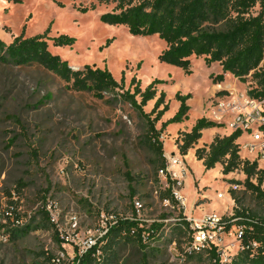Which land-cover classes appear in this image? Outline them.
<instances>
[{
    "label": "rangeland",
    "instance_id": "obj_1",
    "mask_svg": "<svg viewBox=\"0 0 264 264\" xmlns=\"http://www.w3.org/2000/svg\"><path fill=\"white\" fill-rule=\"evenodd\" d=\"M259 1L255 13L260 12L261 4L264 6V0ZM91 3L97 1L0 0V39L5 43H12L21 34L29 38L50 28L49 37L68 35L76 39L72 48L49 43L50 50L70 66L107 68L119 83L124 79L120 95H108L102 101L90 93L69 89L41 67H0V210L14 199L25 215L34 216L45 202L43 198L49 199L55 204L56 225L65 240L60 246L53 229L32 231L16 241L0 243V264H49L48 256H57L67 264L73 260L77 244L91 236L99 237L111 215L132 217L134 202L141 204L137 215L147 228L154 222L166 226L153 249L145 251L149 264H182L174 244L171 246L172 240L177 244L184 241L174 223L181 214L201 219L212 213L229 216L240 208L264 218V203L245 189L244 173L225 176L220 165L206 171L192 154L188 159L193 160L183 159L187 172L181 194L186 208L175 209L160 199V179L154 170L157 155L148 141L147 121L121 95L127 90L133 93L138 81L142 90L154 79L174 81L166 91L192 93L194 118L195 106L205 102L213 79L207 75L203 58H195L191 74L161 63L159 55L166 48L163 40L158 36L133 37L123 26L103 24L100 16L113 6L80 10ZM134 77L136 83L131 85ZM216 85L239 93L250 88V82L239 83L232 75ZM48 94L52 98L36 108ZM137 100L141 101L139 97ZM155 102L148 103L144 112L151 113ZM166 103L169 112H174L175 97L166 95ZM167 120V115L163 116L156 129ZM189 130L190 125L169 126L162 133L168 155L181 157L173 147L178 148L177 143ZM213 134L212 130L205 131L204 142ZM221 134L229 135L230 131ZM250 141L242 138L238 143ZM202 145L198 143L194 150ZM128 174L134 179L133 196ZM230 183H239L242 189L228 194ZM220 193L225 194L224 199H218ZM231 242L233 238L226 239V244ZM117 252L118 264H140L143 260L137 242L122 241ZM187 264L211 263L204 256Z\"/></svg>",
    "mask_w": 264,
    "mask_h": 264
},
{
    "label": "trees",
    "instance_id": "obj_2",
    "mask_svg": "<svg viewBox=\"0 0 264 264\" xmlns=\"http://www.w3.org/2000/svg\"><path fill=\"white\" fill-rule=\"evenodd\" d=\"M84 1V0H73ZM97 1L89 7L80 9L83 12L95 11L97 6H113L112 10L100 16V21L109 26H123L133 37L149 38L158 36L166 43V48L159 55V61L184 70L191 74L193 58H204L207 66L218 63L222 67V74L213 77L215 84L225 81V75H232L239 83L250 82L248 95L257 101L264 100V6L255 13L259 0H88ZM50 28L43 34L26 38L24 34L7 44L0 39V67H33L38 66L53 73L75 92H85L98 100L105 101L106 96L117 97L118 90L123 89L124 79L119 83L107 69L85 65L83 69L73 70L67 60L50 50L53 47L72 48L76 39L68 35L49 37ZM136 83L132 79L131 85ZM168 81L154 79L145 90L140 87V81L135 84L134 92L130 90L122 93L131 107L137 110L147 121L149 132L148 141L157 155L154 163L155 174L166 166L162 133L171 125L183 124L190 119L188 100L191 94L182 96L177 93L176 101L180 103L177 113L170 120L162 123L161 129L156 124L161 122L165 113L170 109L166 103V93L158 95L159 88L168 85ZM141 101L138 102L137 98ZM158 97V98H157ZM52 96L48 94L35 107L39 108ZM116 99V98H114ZM151 113L147 114L143 108L155 100ZM111 103V101H106ZM154 116V118H152ZM207 129H224V125L208 118L196 121L189 133L183 134L178 149L181 156H187L191 149L198 145ZM243 136L240 131L232 132L228 136H216L213 142L196 150V158L203 162L206 171L215 169L218 165L223 168V175L227 176L237 171L246 175L245 189L254 194L264 203V170H258V163L251 164L244 161L240 155L238 140ZM257 177V184L251 178ZM132 196L135 194L132 182L134 179L128 174ZM160 179V199L168 200L175 209L180 205L173 195L175 182L168 180L169 188L164 189ZM20 187L23 185L20 183ZM31 216L23 228L12 230L11 241H16L32 231L53 229L55 239L62 246L65 240L61 238L56 223L46 211L44 205ZM9 205L19 207L17 200H9ZM135 202L133 203L134 207ZM132 217L110 216L112 220L102 229L103 235L95 238V245L86 253L80 255L78 249L73 260L67 264H118L117 247L120 242H137L143 252L140 264H149L146 250L153 249L154 241L160 237L166 228L164 223H153L148 228L138 218L137 210L133 208ZM19 218L21 216H18ZM24 217V216H23ZM40 217V220H37ZM163 219H167L166 216ZM225 219L229 228L237 225L245 230L244 244L250 241L258 244L257 248L246 249L234 256L229 264H264V218L237 208L233 217ZM176 228L184 235L183 244H174L177 257L184 256L185 264L193 258H208L211 264H220L215 247L196 255L184 254L185 246L191 241L192 231L186 216L181 214L175 220ZM49 264H66L57 256H48Z\"/></svg>",
    "mask_w": 264,
    "mask_h": 264
},
{
    "label": "built area",
    "instance_id": "obj_3",
    "mask_svg": "<svg viewBox=\"0 0 264 264\" xmlns=\"http://www.w3.org/2000/svg\"><path fill=\"white\" fill-rule=\"evenodd\" d=\"M215 88V93L205 104L204 117L223 124L224 129L230 131V133L242 132L243 136L240 139L250 138V142H239L241 158L251 164L257 162L260 165L262 163L258 170H264V100L257 101L252 99L248 95L247 90L239 93L219 85H215ZM164 157L166 158V166L159 171L163 188H169L168 180L175 182L172 192L180 208L184 209V207L186 208V199L181 194L187 172L183 160L184 157L176 155H164ZM236 174H239V172H234L231 175L235 176ZM251 182L257 184V177H252ZM241 189V184L230 183L227 193L231 194ZM217 197L218 199H224L225 194L220 193ZM164 203L167 206H171L168 200H165ZM44 207L50 214L52 221L57 224V219L53 212V209L56 208L54 202L47 199ZM135 208L139 211L141 204L135 202ZM233 215L220 216L212 213L203 215L201 219L186 216L192 231V237L191 241L185 246L184 254L196 255L215 247L220 264H229L235 255L251 247L257 248L258 244L253 241H250L247 245L243 243L245 239L243 226L234 225L230 228L228 227L229 222L225 217L230 219ZM18 216L21 217L19 218ZM30 218L31 216L25 215L19 207L11 206L8 203L0 210V243L7 244L10 241L12 230L23 228ZM102 229L100 235L105 233L102 232ZM227 238H233V242L226 244ZM95 243L94 237L86 238L77 244L78 253L80 255L86 253ZM178 259L182 264H185L184 256Z\"/></svg>",
    "mask_w": 264,
    "mask_h": 264
},
{
    "label": "crops",
    "instance_id": "obj_4",
    "mask_svg": "<svg viewBox=\"0 0 264 264\" xmlns=\"http://www.w3.org/2000/svg\"><path fill=\"white\" fill-rule=\"evenodd\" d=\"M199 59H201V58H199ZM201 61H202L203 65H204V67H205L206 70H207V75H208L210 78L213 79V77H216L217 75L222 74V67H221L218 63L212 64L211 66H207L206 63H205V61H204V58H203V60H201ZM194 62H195V58H193V64H192V67H191V71H192V68H193V66H194V64H195ZM228 76H231V75H229V74L225 75V78H226L225 80H227V77H228ZM169 84H170V85H171V84L173 85V84H175V82H174V81H171V82H169ZM215 85H216V84L213 82V83H212V86L210 87V92H209V94L207 95V98L205 99V102L202 101V102L198 103V104L195 106V107H196V110H197V113H196V116H195L194 118L191 117V116H192V111H193L194 109H193V106L190 104V103H191V99H190V100H188V105H189L190 108H191V110H190V119H189V121H187V122H185V123H183V124H176V125H171V126H174V127H184V125H190V130L186 132V133H189V132L192 130V128L194 127L196 121L204 117L205 103H206V101L208 100V98H210V97L215 93V90H216ZM166 87H167V85L160 87V88H159V93H161V92L163 91V92H165L166 95H168L169 97H170V96H174V97H175L177 93L174 94V93H169V92H167L166 89H165ZM178 93H180L182 96H185V95H186L185 92H183L182 90L178 91ZM191 95L193 96L192 93H191ZM169 99H170V98H169ZM179 107H180V103L177 101V104H176V106H175V110H174V112H169V111H168L167 113H165V115H167L168 120H170L171 118L174 117V115L177 113ZM169 110H170V109H169ZM165 115H164V116H165ZM168 120H167V121H168ZM165 122H166V121H165ZM163 123H164V122H163ZM209 130H212V131L214 132V134L211 136L210 140H209V141H206V142H204L203 137H202V139L199 141V143H202L203 145H202V146H198V147H206V146H209V145L213 142V140H214V138H215L216 136H221V137L228 136V134H226V135H222V134H221L223 131H228V130H225V129H207V130H204V131H203V136H204V132H205V131H209ZM162 140L164 141V151H165V138H162ZM172 140H173V138H172ZM204 145H205V146H204ZM171 151H172V150H171ZM173 151L179 152V149H178L176 146H174V147H173ZM193 151H194V152H193ZM179 154H180V152H179ZM191 154H192L193 158L196 157V155H195V154H196V151H195L194 149H191V150L189 151L188 155H187V156H184L185 160H189L188 158L190 157ZM165 155H166V156L168 155V153H166V151H165ZM172 155H175V153L172 154ZM194 156H195V157H194ZM191 160H193V159H191ZM191 160H189V161H191ZM200 164L203 165V162L200 161ZM204 168H205V167H204ZM221 168H222V167H221ZM222 169H223V168H222ZM213 170H214V169H213ZM213 170H211V171H213ZM222 174H223V172H222Z\"/></svg>",
    "mask_w": 264,
    "mask_h": 264
},
{
    "label": "water",
    "instance_id": "obj_5",
    "mask_svg": "<svg viewBox=\"0 0 264 264\" xmlns=\"http://www.w3.org/2000/svg\"><path fill=\"white\" fill-rule=\"evenodd\" d=\"M72 69L75 70V71L78 70V69H75V68H73V67H72Z\"/></svg>",
    "mask_w": 264,
    "mask_h": 264
}]
</instances>
